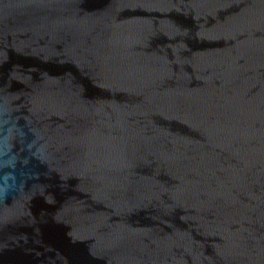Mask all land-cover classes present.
<instances>
[{"label": "water", "instance_id": "water-1", "mask_svg": "<svg viewBox=\"0 0 264 264\" xmlns=\"http://www.w3.org/2000/svg\"><path fill=\"white\" fill-rule=\"evenodd\" d=\"M0 264H264V0H0Z\"/></svg>", "mask_w": 264, "mask_h": 264}]
</instances>
